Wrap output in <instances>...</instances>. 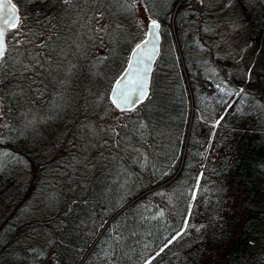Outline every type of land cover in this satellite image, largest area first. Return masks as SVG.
<instances>
[{
	"label": "trees",
	"instance_id": "1",
	"mask_svg": "<svg viewBox=\"0 0 264 264\" xmlns=\"http://www.w3.org/2000/svg\"><path fill=\"white\" fill-rule=\"evenodd\" d=\"M12 1L0 264H264V0ZM153 19L148 98L117 111Z\"/></svg>",
	"mask_w": 264,
	"mask_h": 264
},
{
	"label": "water",
	"instance_id": "2",
	"mask_svg": "<svg viewBox=\"0 0 264 264\" xmlns=\"http://www.w3.org/2000/svg\"><path fill=\"white\" fill-rule=\"evenodd\" d=\"M0 4L5 5V7L0 9V16L10 14L14 6L17 25L19 26L21 15L18 6L12 0L11 4H9L8 0H0ZM0 23H2V21H0ZM150 24L151 22L148 24L144 39L133 48L124 71L112 86L110 100L115 109L120 112H131L148 98L153 71L160 56L162 46L161 25L158 23L160 27L157 33L153 34L149 28ZM10 30H13V28L5 26L6 51L8 47L7 36ZM144 41H147V44H145ZM118 81L119 83H117ZM133 81H136V83H133ZM141 85H143L147 91V96L143 99L138 98ZM128 93H131L130 99L134 101V103L124 102L123 97ZM113 100H116L117 104H114ZM122 108L124 109L123 111L121 110Z\"/></svg>",
	"mask_w": 264,
	"mask_h": 264
},
{
	"label": "snow or ice",
	"instance_id": "3",
	"mask_svg": "<svg viewBox=\"0 0 264 264\" xmlns=\"http://www.w3.org/2000/svg\"><path fill=\"white\" fill-rule=\"evenodd\" d=\"M9 4H11V0H8ZM63 2L65 4L71 5L73 0H63ZM3 7H5V5L0 4V9H2ZM0 21H2V23H0V66L3 65V63L5 62V55H6V45H5V26L11 27L13 29L17 28V18L15 16V8L14 6L11 9L10 14H6L3 16H0ZM159 24L157 23L156 20H151V24L149 25L150 31L153 34H156L158 29H159ZM97 31H103V28L101 29H97ZM145 44H147V41H144ZM131 66V65H129ZM25 68H27V66H25ZM119 83V81L117 82ZM133 83H136V81H133ZM221 91H224L223 88H221ZM131 93L126 94L123 99L125 103H134V101H132L130 99ZM147 96V91L146 88L141 85L140 90H139V99H143L144 97ZM114 104H117L116 100H113ZM122 111L124 110L123 108L121 109ZM9 155L8 153H0V157L2 156H7ZM178 235H183V233H179ZM165 247H167V245H165ZM161 252L164 251V248L160 249ZM157 255H159V253H157ZM155 257H153L152 259H154ZM145 264H151V259L147 260L145 262Z\"/></svg>",
	"mask_w": 264,
	"mask_h": 264
},
{
	"label": "rangeland",
	"instance_id": "4",
	"mask_svg": "<svg viewBox=\"0 0 264 264\" xmlns=\"http://www.w3.org/2000/svg\"><path fill=\"white\" fill-rule=\"evenodd\" d=\"M187 2H190L191 0H186ZM151 21L150 20H147V25H146V31H147V28H148V24L150 23ZM21 23V22H20ZM20 25V24H19ZM118 111V110H117Z\"/></svg>",
	"mask_w": 264,
	"mask_h": 264
}]
</instances>
